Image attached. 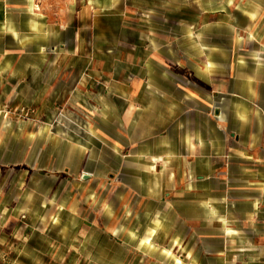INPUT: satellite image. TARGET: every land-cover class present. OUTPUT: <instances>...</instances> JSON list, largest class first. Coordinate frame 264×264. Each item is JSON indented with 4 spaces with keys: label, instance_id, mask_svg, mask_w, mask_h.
Masks as SVG:
<instances>
[{
    "label": "rangeland",
    "instance_id": "374dc122",
    "mask_svg": "<svg viewBox=\"0 0 264 264\" xmlns=\"http://www.w3.org/2000/svg\"><path fill=\"white\" fill-rule=\"evenodd\" d=\"M7 4L0 264H264V213L187 142L264 64V0Z\"/></svg>",
    "mask_w": 264,
    "mask_h": 264
},
{
    "label": "crops",
    "instance_id": "0c3cea01",
    "mask_svg": "<svg viewBox=\"0 0 264 264\" xmlns=\"http://www.w3.org/2000/svg\"><path fill=\"white\" fill-rule=\"evenodd\" d=\"M7 2L8 0H0V23L8 20ZM256 60L264 58L259 57ZM211 64L215 65L213 62ZM259 66L260 68L253 69L254 73L244 74L241 81L236 80V86L241 83L243 89L242 93L237 92L236 86L232 89V97L228 100V112L225 113L223 110L221 116L217 118L218 121L208 117L207 120L212 126L207 131L201 127L199 138L196 134L194 143L191 138L187 140L190 149L196 150L197 144L203 143V137L207 133L209 136L207 147L224 150L222 153L226 158L224 177L228 184L225 202L231 205L239 203L249 205L248 212L242 217L244 220H255L264 213V64ZM225 89L223 87L221 91ZM210 104L217 106L213 101H210ZM194 120L196 122V118ZM201 164L207 165L202 162ZM207 166L202 169L215 171L222 165L218 166L212 162ZM220 197L223 196L214 193L211 199L214 202ZM230 211L232 212L228 211L229 215L234 214V209Z\"/></svg>",
    "mask_w": 264,
    "mask_h": 264
},
{
    "label": "bare ground",
    "instance_id": "6f19581e",
    "mask_svg": "<svg viewBox=\"0 0 264 264\" xmlns=\"http://www.w3.org/2000/svg\"><path fill=\"white\" fill-rule=\"evenodd\" d=\"M252 17L255 18V15L252 14ZM212 66L213 65L210 63L209 67L212 68ZM153 224L155 225V227H159L161 225V222L158 216L154 219ZM155 233H156V228H150L146 238L143 240V243L150 244L151 238L155 235ZM178 264H181L180 260H178Z\"/></svg>",
    "mask_w": 264,
    "mask_h": 264
},
{
    "label": "water",
    "instance_id": "95a60500",
    "mask_svg": "<svg viewBox=\"0 0 264 264\" xmlns=\"http://www.w3.org/2000/svg\"><path fill=\"white\" fill-rule=\"evenodd\" d=\"M85 178H87V177H85Z\"/></svg>",
    "mask_w": 264,
    "mask_h": 264
}]
</instances>
